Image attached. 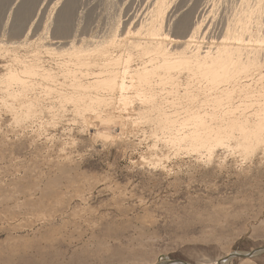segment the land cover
Wrapping results in <instances>:
<instances>
[{"label": "rangeland", "instance_id": "rangeland-1", "mask_svg": "<svg viewBox=\"0 0 264 264\" xmlns=\"http://www.w3.org/2000/svg\"><path fill=\"white\" fill-rule=\"evenodd\" d=\"M46 14L34 22L32 42ZM2 40L0 65L7 52L37 51L33 43L13 47L9 32ZM63 115L56 124L40 113L20 125L0 94V264H221L231 252L264 247V156L225 147L211 159L175 153L145 123L125 119L104 138L92 119ZM227 264H264V250Z\"/></svg>", "mask_w": 264, "mask_h": 264}, {"label": "bare ground", "instance_id": "bare-ground-1", "mask_svg": "<svg viewBox=\"0 0 264 264\" xmlns=\"http://www.w3.org/2000/svg\"><path fill=\"white\" fill-rule=\"evenodd\" d=\"M8 1L0 0V12ZM201 1L44 0L35 10V0L17 8L13 0L0 23V46L9 32L17 38L9 42L13 47L33 43L37 51L7 52L1 62L5 110L20 125L40 113L54 124L71 111L101 126L96 134L104 138L132 119L162 135L175 153L211 159L225 147L262 158L264 0H207L200 7ZM205 13L212 14L209 24ZM45 14L43 32L32 42L33 24ZM27 17L33 19L28 25Z\"/></svg>", "mask_w": 264, "mask_h": 264}, {"label": "water", "instance_id": "water-1", "mask_svg": "<svg viewBox=\"0 0 264 264\" xmlns=\"http://www.w3.org/2000/svg\"><path fill=\"white\" fill-rule=\"evenodd\" d=\"M259 249H264V248H259ZM259 249H257V250H253L252 253L257 252ZM231 256H232V257H233V256H237V254H236V253H233ZM172 262H174V263H176V262H181V263H183V264H186V263L183 262V261H176V260L169 261L168 263H172Z\"/></svg>", "mask_w": 264, "mask_h": 264}]
</instances>
